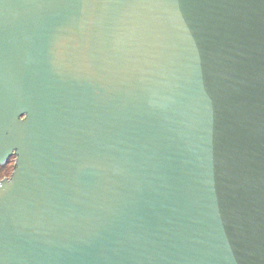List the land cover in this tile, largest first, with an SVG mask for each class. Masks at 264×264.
Listing matches in <instances>:
<instances>
[{"label":"water","instance_id":"95a60500","mask_svg":"<svg viewBox=\"0 0 264 264\" xmlns=\"http://www.w3.org/2000/svg\"><path fill=\"white\" fill-rule=\"evenodd\" d=\"M0 264H264V0H0Z\"/></svg>","mask_w":264,"mask_h":264},{"label":"rangeland","instance_id":"374dc122","mask_svg":"<svg viewBox=\"0 0 264 264\" xmlns=\"http://www.w3.org/2000/svg\"><path fill=\"white\" fill-rule=\"evenodd\" d=\"M15 160L16 157H12V159L9 161L8 164L6 165H0V180L3 177H8L11 176L13 171H14V167H15Z\"/></svg>","mask_w":264,"mask_h":264},{"label":"flooded vegetation","instance_id":"af4514ba","mask_svg":"<svg viewBox=\"0 0 264 264\" xmlns=\"http://www.w3.org/2000/svg\"><path fill=\"white\" fill-rule=\"evenodd\" d=\"M12 157H16L15 155L14 156H12ZM12 157L5 163V164H3V165H6V164H8L9 163V161L12 159ZM15 163H16V160H15ZM2 165V166H3ZM14 169H15V167H14ZM13 174V173H12ZM12 176V175H11ZM11 176H8V177H3L1 180H0V183H2L4 180H7V179H10L11 178Z\"/></svg>","mask_w":264,"mask_h":264}]
</instances>
